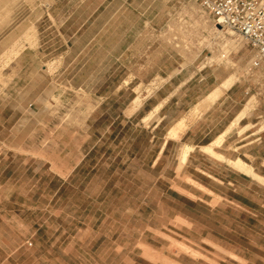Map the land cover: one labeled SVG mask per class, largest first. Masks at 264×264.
Here are the masks:
<instances>
[{
	"label": "rangeland",
	"instance_id": "374dc122",
	"mask_svg": "<svg viewBox=\"0 0 264 264\" xmlns=\"http://www.w3.org/2000/svg\"><path fill=\"white\" fill-rule=\"evenodd\" d=\"M148 1L129 30L143 44L123 46L125 59L109 76L110 45L99 41L110 39L96 37L91 23L76 32L75 14L63 37L47 13L53 0H0V264L206 258L172 224L160 235L151 229L172 211L161 219L158 190L142 188L153 175L143 168L152 133L137 125V112L159 86L150 103L174 96L167 110L178 117L207 89L237 83L264 114V62L255 67V50L216 26L197 0Z\"/></svg>",
	"mask_w": 264,
	"mask_h": 264
},
{
	"label": "crops",
	"instance_id": "0c3cea01",
	"mask_svg": "<svg viewBox=\"0 0 264 264\" xmlns=\"http://www.w3.org/2000/svg\"><path fill=\"white\" fill-rule=\"evenodd\" d=\"M133 3L53 0L47 13L55 19L63 37L75 14L76 32L91 23V29L97 30L96 37H109L99 42L110 45L109 69L114 70L106 75L117 76L118 62L125 59L121 54L123 46L143 44L142 37L130 35L129 30L133 29L135 9L143 14L150 5L148 0H143L141 6ZM64 13L69 15L57 21ZM162 75L160 71L151 73L152 77ZM163 87L143 98L137 112H144L137 125L152 133L151 152L143 168L147 166L153 175L145 176L142 188L158 190L161 219L167 206L172 211L168 223L152 231L160 235L171 230L172 224L174 235L189 241L193 253L206 257L191 256L190 263L178 258L176 264H264V114L254 113L256 108L251 109L254 105L246 100L248 89L236 83L221 92H217L218 87L207 89L187 112L171 116L167 107L174 96L150 103ZM149 177H153L151 182L146 180ZM143 259L147 261L144 264H167L156 258Z\"/></svg>",
	"mask_w": 264,
	"mask_h": 264
},
{
	"label": "built area",
	"instance_id": "2783aa9c",
	"mask_svg": "<svg viewBox=\"0 0 264 264\" xmlns=\"http://www.w3.org/2000/svg\"><path fill=\"white\" fill-rule=\"evenodd\" d=\"M216 26L237 33L256 52L254 66L264 62V0H197Z\"/></svg>",
	"mask_w": 264,
	"mask_h": 264
},
{
	"label": "bare ground",
	"instance_id": "6f19581e",
	"mask_svg": "<svg viewBox=\"0 0 264 264\" xmlns=\"http://www.w3.org/2000/svg\"><path fill=\"white\" fill-rule=\"evenodd\" d=\"M32 30V29H31ZM231 32H233L234 33V31H231ZM237 34V33H236ZM23 35V34H22ZM225 56V55H224ZM138 102H139V100H136V103L138 104ZM174 132V131H173ZM178 131H176V133H177ZM175 135H177V134H175ZM240 162V161H239ZM241 163V162H240Z\"/></svg>",
	"mask_w": 264,
	"mask_h": 264
},
{
	"label": "water",
	"instance_id": "95a60500",
	"mask_svg": "<svg viewBox=\"0 0 264 264\" xmlns=\"http://www.w3.org/2000/svg\"><path fill=\"white\" fill-rule=\"evenodd\" d=\"M218 27H221L220 25H218Z\"/></svg>",
	"mask_w": 264,
	"mask_h": 264
}]
</instances>
